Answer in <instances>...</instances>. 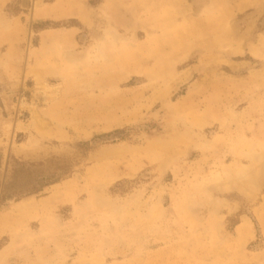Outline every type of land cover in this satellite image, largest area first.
I'll use <instances>...</instances> for the list:
<instances>
[{"label":"rangeland","instance_id":"rangeland-1","mask_svg":"<svg viewBox=\"0 0 264 264\" xmlns=\"http://www.w3.org/2000/svg\"><path fill=\"white\" fill-rule=\"evenodd\" d=\"M0 264H264V0H0Z\"/></svg>","mask_w":264,"mask_h":264},{"label":"water","instance_id":"water-1","mask_svg":"<svg viewBox=\"0 0 264 264\" xmlns=\"http://www.w3.org/2000/svg\"><path fill=\"white\" fill-rule=\"evenodd\" d=\"M9 199L11 200V198H9ZM10 200H9V201H10Z\"/></svg>","mask_w":264,"mask_h":264}]
</instances>
